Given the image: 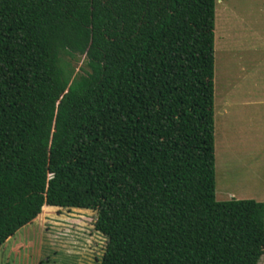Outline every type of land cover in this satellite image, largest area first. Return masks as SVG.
<instances>
[{"label": "trees", "instance_id": "1", "mask_svg": "<svg viewBox=\"0 0 264 264\" xmlns=\"http://www.w3.org/2000/svg\"><path fill=\"white\" fill-rule=\"evenodd\" d=\"M215 5L0 0V247L49 205L96 212L98 264H258L264 201L215 197Z\"/></svg>", "mask_w": 264, "mask_h": 264}, {"label": "rangeland", "instance_id": "2", "mask_svg": "<svg viewBox=\"0 0 264 264\" xmlns=\"http://www.w3.org/2000/svg\"><path fill=\"white\" fill-rule=\"evenodd\" d=\"M213 81L216 200L264 201V0H216ZM69 213L91 231L76 244L53 231ZM95 219L91 209L42 210L0 247V264H98L105 244Z\"/></svg>", "mask_w": 264, "mask_h": 264}, {"label": "built area", "instance_id": "3", "mask_svg": "<svg viewBox=\"0 0 264 264\" xmlns=\"http://www.w3.org/2000/svg\"><path fill=\"white\" fill-rule=\"evenodd\" d=\"M69 214L71 215L69 218H67V219L64 218V219H61V221L54 223L55 226H53V227L55 230H53V231L55 232L54 235L58 239H65V238L70 239L71 238V239H73L72 243L76 244L79 242V240H77V239L81 238L80 236L84 235V232L87 230H86V226L75 227V225L79 224L80 221L82 222L83 219H85V217L80 216L81 218L78 219V218H74L73 214H71V213H69ZM91 221H93V223H95V220H91ZM93 228H94V231H96L100 235V238L103 240V242H104L103 244H105V245H103L102 247L105 249L106 241H107L106 237L101 232L97 231L95 229V227H93ZM90 232H88V233H90ZM73 233H74V236H73ZM89 235H91V233ZM86 241H88V240H86Z\"/></svg>", "mask_w": 264, "mask_h": 264}, {"label": "crops", "instance_id": "4", "mask_svg": "<svg viewBox=\"0 0 264 264\" xmlns=\"http://www.w3.org/2000/svg\"><path fill=\"white\" fill-rule=\"evenodd\" d=\"M49 207H55V206H49V205H45L43 208H49ZM72 209H78V208H72ZM43 210V209H42ZM87 210V209H86Z\"/></svg>", "mask_w": 264, "mask_h": 264}]
</instances>
